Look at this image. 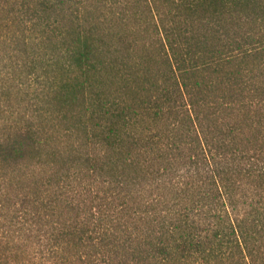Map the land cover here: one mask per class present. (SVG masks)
I'll use <instances>...</instances> for the list:
<instances>
[{
	"label": "trees",
	"instance_id": "1",
	"mask_svg": "<svg viewBox=\"0 0 264 264\" xmlns=\"http://www.w3.org/2000/svg\"><path fill=\"white\" fill-rule=\"evenodd\" d=\"M254 68L264 0H0V262L264 264Z\"/></svg>",
	"mask_w": 264,
	"mask_h": 264
},
{
	"label": "rangeland",
	"instance_id": "2",
	"mask_svg": "<svg viewBox=\"0 0 264 264\" xmlns=\"http://www.w3.org/2000/svg\"><path fill=\"white\" fill-rule=\"evenodd\" d=\"M251 26H253V23ZM260 73L264 74V70L260 72L258 69L254 68L253 74L251 72V75H255L256 78H255V84L250 85V87H255V85L257 86L256 81H258V80L262 81V82L264 81V75H261ZM36 88L37 87H25V89H28L29 93H30V90L32 91V89H36ZM29 97H30V95H27V92L24 90V92L21 93L20 95H18L17 97H12L13 99L11 98V101H12V103H20L23 106H27L32 101V99L30 100ZM35 100L36 99H34V101ZM0 264H3V263L0 262Z\"/></svg>",
	"mask_w": 264,
	"mask_h": 264
}]
</instances>
